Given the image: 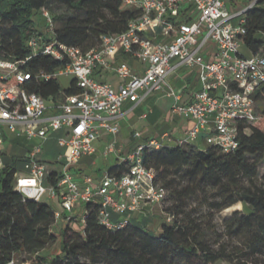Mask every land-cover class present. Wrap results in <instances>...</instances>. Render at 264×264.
Returning a JSON list of instances; mask_svg holds the SVG:
<instances>
[{"label":"built area","instance_id":"obj_1","mask_svg":"<svg viewBox=\"0 0 264 264\" xmlns=\"http://www.w3.org/2000/svg\"><path fill=\"white\" fill-rule=\"evenodd\" d=\"M120 1L121 8L135 12L127 29L103 34L99 43L87 50L56 42L50 13L41 9L52 36L34 34L27 44L34 54L49 55L62 65L51 73L40 71L35 78L48 81L60 75L71 76L78 88L75 94L61 90L58 103L25 89L31 74L22 69L24 60L0 56V126L16 136L41 142L51 132L59 131L57 142L63 148L55 161L62 160L56 171L48 170L39 159L41 142L28 150L22 167L14 173V190L24 200L41 202L46 196L59 207L53 208L55 219L65 212L64 220L71 226L80 219L81 231L88 203H98V222L115 230L129 225L130 215L142 211L145 205L159 204L167 195L155 181V170L143 163L142 153L169 145L163 142L170 141L169 133L140 140L120 159L119 164L126 163L120 175L107 171L95 184L91 175L81 174L77 181L71 172L82 156L94 154L95 140L119 132L117 120L126 101L139 104L167 86L175 97L172 113L193 123L174 146L203 138L223 153H232L239 146L240 131L249 133V125L257 118L253 94L264 85V32L256 33L263 44L256 51L244 40L249 14L264 0ZM120 56L133 58L138 67L118 61ZM182 67L194 73L198 84L190 94L191 101L185 104L178 103L183 90L168 85L169 77ZM99 69L114 71L119 85L97 79L94 73ZM49 107L60 112L49 115ZM134 137L140 139L141 133L136 131ZM5 144L0 127V171L5 164ZM114 144L108 145L104 155L114 150ZM51 172L58 178L55 184L48 182ZM113 213L122 219L113 220ZM165 216L170 223L173 216ZM9 264L34 262L19 261L14 256Z\"/></svg>","mask_w":264,"mask_h":264},{"label":"trees","instance_id":"obj_2","mask_svg":"<svg viewBox=\"0 0 264 264\" xmlns=\"http://www.w3.org/2000/svg\"><path fill=\"white\" fill-rule=\"evenodd\" d=\"M54 3L77 14H53ZM42 8L55 24L56 42L82 50L96 46L103 34L125 31L135 12L121 8L120 0H0V56L24 60L21 67L31 74L25 89L58 103L61 88L57 80H38L35 74L51 73L62 62L41 52L34 54L27 44L32 35L42 34L34 19ZM246 27L245 43L256 51L263 45L256 33L264 32V7L254 8ZM63 92L78 93L75 81ZM253 97L256 104L264 102V85ZM256 116L249 133L240 131L239 146L232 153L214 146L202 150L194 144L143 151V163L155 170V181L166 189L171 202L165 213L173 216L172 221L163 222L157 234L151 235L132 221L121 229H109L98 222L99 204L88 203L83 231L67 223L61 231L59 252L49 259L39 252L56 239L49 231L54 209L43 201L24 200L13 187L18 168L14 162H5L0 171V264H9L19 253L37 256L36 264H216L227 253L223 246L211 247L206 227L191 208L192 201L202 198L211 214L240 202L247 212L235 211L225 220L229 232L245 242L249 254L264 253V173L257 184L264 163V109ZM125 170L126 163H122L108 173L120 175ZM179 175L186 178L183 185L176 183ZM47 179L55 184L58 178L51 172ZM209 188L214 190L212 196Z\"/></svg>","mask_w":264,"mask_h":264},{"label":"rangeland","instance_id":"obj_3","mask_svg":"<svg viewBox=\"0 0 264 264\" xmlns=\"http://www.w3.org/2000/svg\"><path fill=\"white\" fill-rule=\"evenodd\" d=\"M260 6L264 7V3L260 4ZM51 11L53 14H60L66 16L76 15L77 12L69 10L68 8L64 7L59 3H54L51 5ZM34 19L36 21V28L38 32H41L43 35H46V38L52 36V30L47 27V23L45 18L42 16L40 12H36L34 15ZM55 28V24H53V29ZM245 54L247 51L243 48L242 49ZM57 82L61 88V90L67 89L70 85L71 80L73 78L71 76L60 75L57 76ZM264 109V102L259 103L256 105L257 113L261 114L262 110ZM60 112L55 108L49 107L47 109V114H56ZM2 129L3 134L5 135L6 144L3 148L2 152V160L3 162L12 163L14 162L16 168L20 169L22 167L23 158L26 156V150H31L33 146L40 143V140L36 139H27L25 136H16L15 134H11L8 129L4 126H0ZM178 134V133H177ZM60 135L59 131L51 132L45 141H42L43 150L39 154V159L46 164L48 170L56 171L60 167V163L62 160H59L60 163H56L57 157L62 153L63 148L58 144L57 138ZM179 135V134H178ZM196 145L198 148L204 150L208 148L210 145L205 142L203 138H199ZM194 142V141H193ZM192 142V143H193ZM107 164L101 158H97L95 160V165L90 166V169L87 173L91 174L93 172H102L107 170ZM73 171V169H71ZM260 174L259 179L257 180V184H260V177L264 173V163L260 167ZM186 182V178L183 175H179L176 178V183H180L183 185ZM209 196H212L211 193L214 192L213 189H208ZM166 198L157 204L154 209V213L156 215L147 216L145 213H141L140 215L135 213L130 215V219L132 223L136 226L142 227L146 232L150 233L151 235L157 234L160 231V226L163 222L166 221L165 219V208L171 205V202ZM203 197V195H202ZM206 197V195H205ZM42 201L46 204H49L55 210L59 209L55 202L48 200L46 196L43 197ZM207 200L202 198L200 200H195L191 202V208L195 211V216L199 218L203 222V225L206 227V234L205 237L207 241L210 243L213 249H218L220 247H224L227 253L226 258L224 260L218 261L216 264H264V253H259L256 255H251L248 253L246 248L245 242L239 238L238 236L232 235L229 232V227L225 220L231 217L235 211L240 212H247L246 209L242 206L240 202L235 203L234 208H225L220 212H214L211 214L209 211L208 206L204 203ZM203 203V204H201ZM231 207V206H230ZM63 217L59 219H55L53 224L50 226L49 231L56 236L55 241L49 243L45 249L39 252V255L49 258H53V256L59 252V245L61 242V231L67 225V222L64 220V216L67 213L62 212ZM143 215V217L141 216ZM75 224L72 225L78 231H81V222L80 219L74 221ZM70 234V232H68ZM77 239V237H75ZM16 259L19 261H32L34 264L37 263L38 258L37 256H28L26 253H19L16 256ZM82 262H87L85 258H81ZM52 264V263H46Z\"/></svg>","mask_w":264,"mask_h":264},{"label":"crops","instance_id":"obj_4","mask_svg":"<svg viewBox=\"0 0 264 264\" xmlns=\"http://www.w3.org/2000/svg\"><path fill=\"white\" fill-rule=\"evenodd\" d=\"M118 61L126 62L132 68H136L139 65L133 58L127 56H120ZM94 76L99 80L111 83L115 87L119 85V79L114 71L99 69L95 71ZM168 85L173 89L183 90L181 98L178 100L180 104L189 103L191 101V92L198 86L194 73L190 74V70L184 67L179 68L169 77ZM174 101L175 97L169 92L167 86L161 92L152 93L139 104L126 101L121 107V115L117 120L119 132L116 135H101L94 141V154L92 156H82L78 164L72 168L73 171L71 172L75 173L76 180L80 181L81 174H89L87 171L90 166H94L95 160L102 157L105 164H107V170L100 173L91 171V174H89L93 177L94 183L97 184L102 175L109 168L118 165L120 159L132 150L140 140L145 141L154 137L160 138L163 134L169 133L170 141L165 140L163 142L174 146L177 139H183L185 137V128L191 127L193 123L172 113L171 106ZM136 131L141 133L140 139L134 137ZM197 141L199 140L191 141L190 144L196 145ZM114 142V150L104 155L108 145ZM156 205H145L143 210L137 212V214L156 215L154 213ZM141 216L143 217V215ZM112 218L113 220L122 219L116 213H113Z\"/></svg>","mask_w":264,"mask_h":264}]
</instances>
